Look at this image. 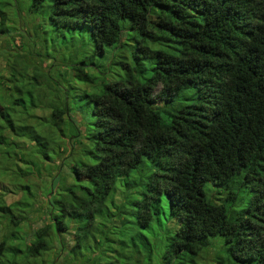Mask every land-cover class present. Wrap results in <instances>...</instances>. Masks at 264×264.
Here are the masks:
<instances>
[{
    "label": "trees",
    "instance_id": "16d2710c",
    "mask_svg": "<svg viewBox=\"0 0 264 264\" xmlns=\"http://www.w3.org/2000/svg\"><path fill=\"white\" fill-rule=\"evenodd\" d=\"M42 3L54 32L88 31L92 73L72 55L66 69L95 90L74 100L53 65L34 66L24 88L22 69L1 76L0 143L11 144L4 130L27 139L49 188L43 206L37 187L28 240L3 234L0 264H264V0L28 7ZM161 42L172 48L151 47ZM115 65L124 77L103 81Z\"/></svg>",
    "mask_w": 264,
    "mask_h": 264
},
{
    "label": "rangeland",
    "instance_id": "374dc122",
    "mask_svg": "<svg viewBox=\"0 0 264 264\" xmlns=\"http://www.w3.org/2000/svg\"><path fill=\"white\" fill-rule=\"evenodd\" d=\"M0 2L3 3L0 4V20H3L0 27V88H3L1 76H6L10 69L15 71H21L22 69L21 87L24 88L34 66L45 72L47 68L53 65L57 67L52 66L51 68L53 76L60 72V75H63L64 78L68 77L67 83L72 88L70 96L75 95L74 100L80 98L84 91L95 90L94 84H85L77 78H72L69 76V70L66 69L69 57L72 55V58L86 65L84 67L85 71L89 74L92 73L93 69L89 64L95 62L97 57L88 47L91 45L88 43L89 33L86 29L60 28L58 32H54L47 21H44L48 20V7L45 3L31 10L28 7L30 0H3ZM119 26L122 36L132 32L126 18L120 20ZM162 43L165 42L152 43L151 47L164 48L171 46V44L161 45ZM145 46L150 48L148 42ZM105 48L107 50L111 49L109 46H105ZM113 51L125 53L124 55L127 57L129 55L127 47L126 50L116 48ZM36 52L39 54L38 56L35 55ZM128 61L129 59H127ZM124 75V70L119 65L113 66L110 74L100 73V76L104 77L103 81L119 80ZM97 80L102 79L97 78ZM25 100L27 101V97H25ZM83 103L84 101L81 102V104ZM89 106L90 102L86 100L85 106L80 112L81 118L90 120ZM34 113L39 115L37 110ZM3 132L6 140H11L9 141L11 144L0 143V239L3 234L13 230L19 232L18 234L25 237L24 240L27 241L33 230L41 224V212L36 208L39 201L37 187L40 188V198L44 206L46 191L49 188V176L45 175L44 172L37 175V171L32 165V163L37 162V154L26 150L30 145L27 139L11 135L7 130ZM51 138V141L56 144L55 133H51ZM57 150L62 153L66 152L62 143L58 144ZM23 186H27L29 193L26 192ZM121 196L122 194L118 189H115L114 199L116 201L121 200ZM24 206L23 212L28 213L24 223L9 225L8 219L10 217L20 218L23 216L20 209ZM12 238L11 235L8 240ZM20 246L23 248V245ZM203 264H212V255H207L203 260Z\"/></svg>",
    "mask_w": 264,
    "mask_h": 264
}]
</instances>
